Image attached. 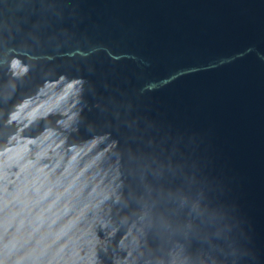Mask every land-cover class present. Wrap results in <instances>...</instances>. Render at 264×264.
<instances>
[{
	"label": "water",
	"instance_id": "water-1",
	"mask_svg": "<svg viewBox=\"0 0 264 264\" xmlns=\"http://www.w3.org/2000/svg\"><path fill=\"white\" fill-rule=\"evenodd\" d=\"M145 125L264 264V0H0V264H127Z\"/></svg>",
	"mask_w": 264,
	"mask_h": 264
},
{
	"label": "clouds",
	"instance_id": "clouds-1",
	"mask_svg": "<svg viewBox=\"0 0 264 264\" xmlns=\"http://www.w3.org/2000/svg\"><path fill=\"white\" fill-rule=\"evenodd\" d=\"M124 169L125 204L137 223L127 264H255L231 207L179 137L152 125L133 128Z\"/></svg>",
	"mask_w": 264,
	"mask_h": 264
}]
</instances>
